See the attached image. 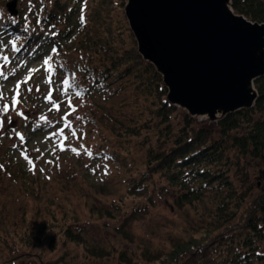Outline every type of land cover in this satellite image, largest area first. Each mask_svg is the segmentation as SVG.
<instances>
[{
	"label": "trees",
	"instance_id": "trees-1",
	"mask_svg": "<svg viewBox=\"0 0 264 264\" xmlns=\"http://www.w3.org/2000/svg\"><path fill=\"white\" fill-rule=\"evenodd\" d=\"M126 2L32 0L28 16L12 15L0 3V52L20 68L40 66L46 79L60 75L59 89L50 88L44 105L54 107L51 117H28L20 140L48 132L58 145L72 139L117 176L123 190L108 204L88 205L90 216L115 217L127 199L134 209L163 187L174 191L178 206L214 193L210 218L182 224L170 243L145 249L144 259L120 252L126 264H264V184H248L246 166L249 159L264 162V74L253 80L257 95L251 106L221 114L212 125L197 121L168 99L163 75L139 52ZM230 6L264 22V0H230ZM17 158L0 152V166L9 175L17 167L37 184L23 167L29 165ZM78 219L66 205L36 228L0 231L6 264L26 255L51 264L45 248L66 241L81 248L82 258L112 255L114 248L74 225Z\"/></svg>",
	"mask_w": 264,
	"mask_h": 264
},
{
	"label": "rangeland",
	"instance_id": "rangeland-1",
	"mask_svg": "<svg viewBox=\"0 0 264 264\" xmlns=\"http://www.w3.org/2000/svg\"><path fill=\"white\" fill-rule=\"evenodd\" d=\"M7 1L0 0V3ZM31 6L32 0H17L18 12L24 16L30 14ZM0 53V152L8 150L18 157L23 164L29 165L23 167L38 179L34 185L17 167H13L14 174L9 175L0 166V231L36 228L43 218L52 212L61 213L66 205H70L79 218L74 225L81 227L91 240L114 248V251L108 257L82 258L79 246L70 241L60 242L54 250L45 248L51 264H126L120 252L132 256V259L138 256L144 259L145 249L170 243L182 224H197L210 218L216 199L214 193L208 191L194 204L178 206L174 191L166 187L154 192L151 201L140 199L134 209L131 200L127 199L125 211L115 217L90 216L88 205L108 204L123 190V183L115 174L107 172L106 166L93 152L76 146L72 139L67 141L68 144L58 145L53 140L56 135L48 132L39 133L28 141L20 140L19 132L28 129V117L35 118L38 112L43 119L51 117L50 109L54 107L44 105L51 94L50 88L59 89L60 75L46 79L40 66L34 67L35 64L31 63L20 68L17 62L8 60L10 54ZM13 68L19 69L11 77L9 72ZM14 98L18 99L15 105ZM4 104L9 105V111H2ZM220 114L217 112L215 117L209 114L193 116L203 124L212 125ZM1 156L5 157V153ZM246 166L250 175L248 184L254 187L257 181L264 184L261 175L264 162L249 159ZM6 257L7 252L0 244V264L7 263ZM13 264L42 263L35 256L26 255Z\"/></svg>",
	"mask_w": 264,
	"mask_h": 264
},
{
	"label": "water",
	"instance_id": "water-1",
	"mask_svg": "<svg viewBox=\"0 0 264 264\" xmlns=\"http://www.w3.org/2000/svg\"><path fill=\"white\" fill-rule=\"evenodd\" d=\"M16 4L6 2L12 15ZM124 10L171 102L212 117L253 104V80L264 74V22L235 13L230 0H127Z\"/></svg>",
	"mask_w": 264,
	"mask_h": 264
},
{
	"label": "snow or ice",
	"instance_id": "snow-or-ice-1",
	"mask_svg": "<svg viewBox=\"0 0 264 264\" xmlns=\"http://www.w3.org/2000/svg\"><path fill=\"white\" fill-rule=\"evenodd\" d=\"M64 83L67 84L68 81H64ZM17 96H19V93H18V92H17ZM16 103H18V99H17V98H14V99H13V105H15ZM57 107H58V106H57ZM2 111H4V112L9 111V105H8V104H4V105H3V108H2ZM21 114H22V113H21ZM89 154H91V153H89Z\"/></svg>",
	"mask_w": 264,
	"mask_h": 264
}]
</instances>
